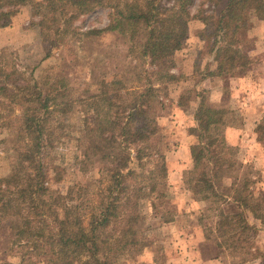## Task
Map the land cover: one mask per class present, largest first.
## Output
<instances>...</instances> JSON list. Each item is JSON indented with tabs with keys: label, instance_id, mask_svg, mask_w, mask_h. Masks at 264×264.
<instances>
[{
	"label": "trees",
	"instance_id": "1",
	"mask_svg": "<svg viewBox=\"0 0 264 264\" xmlns=\"http://www.w3.org/2000/svg\"><path fill=\"white\" fill-rule=\"evenodd\" d=\"M26 1L0 0V28L9 25ZM56 1L41 0L39 11L53 13L64 26H70L71 17H61ZM197 1L196 14L191 15ZM222 1L92 0L93 8L112 9L123 20L118 32L128 42L125 71L110 76L106 93H88L94 81L79 82L83 98L70 102L65 97L68 81L61 80L39 107H30L24 93L28 80L0 69V84L8 90L0 97V130H6L13 152V171L7 186H0V200L18 202L13 217L19 264H124L135 252L145 231L140 203L153 195L164 197L167 186L165 155L152 107L160 92L176 81L171 61L164 57L149 61L147 46L172 43L171 50H179L186 38V23L196 19L206 28L199 38L209 46L207 52L216 64L206 77L245 74L253 65L242 49L248 28L245 12L252 10L264 20V0H227L213 26L215 9ZM205 96L204 91L195 95L198 114L213 110ZM75 104L93 116L81 126L75 158L78 172L85 176L100 155L106 164L95 182L81 185L79 200L59 214L51 207L50 189L63 180V173L49 164L55 154L51 138L69 130L67 110ZM214 116L201 115L188 130L193 165L187 177L197 200L222 203L213 180L223 176L219 175L222 170L235 166L238 149L226 144L223 126ZM114 151L133 152V158L141 163L134 169L122 165ZM148 165H153L152 169ZM246 190L243 183L237 194ZM232 199L264 224L262 204L250 205L241 195ZM217 217L225 249L241 252L252 248L254 226L243 213L224 215L218 210Z\"/></svg>",
	"mask_w": 264,
	"mask_h": 264
},
{
	"label": "rangeland",
	"instance_id": "2",
	"mask_svg": "<svg viewBox=\"0 0 264 264\" xmlns=\"http://www.w3.org/2000/svg\"><path fill=\"white\" fill-rule=\"evenodd\" d=\"M40 1L41 0H28L21 4L18 13L11 19L7 27L15 23V28L11 34V41L14 44V49L9 50V63L5 66L0 63V69L5 70L11 77L22 75L23 79L28 80L24 93L29 97L28 105L30 107H39L43 99L54 91L56 83L61 80L68 81L70 89L66 92L65 97L66 100L70 102L78 101L83 98L81 92L83 86H80L79 82L90 81L93 83L94 81L95 84H91L88 87V93H96L97 91L99 93H106L108 91L110 76L114 74H123L128 60L127 38L118 32V27L123 26V20L112 9L100 7L93 8L92 0H57L56 7L61 17L63 19L71 17L69 22L70 26L67 27L64 26L62 20L57 19L53 13H41L37 5ZM226 3L227 0H223L215 9L213 26L216 24L219 12L225 7ZM199 4L200 2L197 1L193 8H191V15L196 14ZM245 15L248 21V28L243 34L242 49L246 56L253 61L250 70L257 71V74L261 75L263 70L261 68L262 66L259 64L264 61V55L254 58L247 55V51L253 47V43L256 40V37L249 36L248 31L255 28V23L257 21L264 20L258 19L255 12L252 10H247ZM199 24L203 27L200 30L198 27ZM109 27L115 29L109 30ZM205 29V26L200 21L191 18L186 23V38L181 43L179 50L172 51V43L150 44L147 46L148 60L157 62L160 58L164 57L163 59L171 61V64L174 65V68L170 71L176 76V81L167 85L165 90L160 92L162 94L152 107V111L156 116L159 126L161 149L164 155L165 151L174 150L175 145H172L170 137L176 134L179 135L180 133V136L182 134L188 139L190 153L191 138L188 130L195 127L197 119L200 118L201 115L206 114L210 116L215 115V119L220 121L223 126L225 137V126L222 122V115L227 114V111H233L232 109L235 110L233 111L235 114H238L236 111H238L239 106H242L243 103L251 104L252 109L255 108L254 113L249 112V114H246L245 111H242L240 115L244 119H249L257 123L258 130L254 131V134L258 132L257 137H255L264 148V112H261L264 108L262 107L259 114L255 115L256 110L264 101V90L260 89L258 93H231L229 88L224 86L223 102L218 104L215 102L218 97L213 94L211 88H207V84L203 86L201 80L208 78L206 77L208 73L206 67L209 64V59L212 57L207 52V48H209L207 43L201 41L199 38V35L203 33ZM89 31H92L93 34L86 35ZM107 32L114 33L112 44L117 46L111 50L112 52L104 55L103 50L98 52L97 49L99 45L109 44L112 41V36L103 37V34ZM25 41L27 42L25 43ZM113 60V64L116 66V69L118 68L117 70H119V72H108L105 66H103L102 70L101 68L98 70L101 73L98 77H90L88 80L79 78L81 74L85 76L84 69L91 67V70L95 71L97 70V66H101V64H108L109 66L110 64L108 61L112 62ZM41 64L46 66L43 71L38 69ZM58 70L59 73H57ZM190 73L191 75L187 77L186 75ZM219 80H221V78H211L210 85L213 87L219 86ZM186 81H188L189 84L184 88L185 90L180 88L183 90V93H175L180 82H182L181 84L183 85ZM223 85H225V83H223ZM7 91L8 90L0 84V97H3ZM200 91L206 93V104L213 109L212 112H202V114L200 112L198 114V102L195 99V95ZM38 93L43 95L41 101V95ZM73 107H79L81 109L80 106L75 104L67 110L69 130L66 133L57 134L51 138L52 142L55 144V154L51 156L49 164H51L52 168L63 173V180L60 183L52 184L50 189L51 207L59 214H62L63 210L70 208L79 200L81 185L86 182H95L106 164L105 158L100 155L93 159L92 169L85 176L80 175L78 172L75 158L79 155L81 126L83 122L90 121L92 118L80 122V124H78L79 127H77L78 132H72L73 125H71L68 112ZM243 107L244 105L242 108ZM81 110L84 111L83 109ZM177 125L181 126L180 130L176 129ZM0 131H3L6 135V144L10 151L11 158L10 163H5L9 167V175L6 178H0V186L6 187L9 176L13 171V152L6 130L1 129ZM248 133L251 132L247 131V134ZM247 141H249V139H247ZM252 146H243L241 149L233 147L238 149L235 154V166L232 169L228 170L226 168L219 172V175L223 176L215 178L213 180V185L217 189L216 191L219 190L220 194H227V196H231V198L239 195L246 196L248 199L247 202L250 205H263L261 195L257 193L253 185L255 165L245 163V157H249V152L254 150H250ZM112 154L122 165H127L133 169L138 168L141 163L140 160L133 158L134 154L130 151L125 153L114 151ZM152 167L153 165H148V169H152ZM189 171L183 174V178H181L180 183L176 186L180 185L181 188L191 187L187 177ZM223 181H227L225 185ZM243 183L247 184V190L237 194L238 190L242 189ZM176 186L171 187V185L167 183L164 197L156 198V196L153 195L141 201V211L145 218V231L141 235L137 249L126 258L124 264L135 263V259L138 256L137 252L144 243V233L150 228H155L156 225L161 224L165 220L163 217L161 218V213L165 209V203H167L169 197H172L173 191L171 189H177ZM197 197L194 191L192 199H198ZM217 203L220 204V202ZM17 205V201L0 200V227L9 229V225L12 224L13 226L11 247L9 248L7 244L4 243L1 244L2 248H5L7 251H3L4 255L0 258V264H13L9 261L10 258H15L17 264L20 262V258L14 248L16 221L13 217V211ZM151 207L154 213L152 218L148 220L147 217L150 216ZM2 239H4V237H2ZM251 249L241 251L240 253L249 252L250 258H255L260 261V264H264V254L258 251H251ZM37 264L49 263L40 262Z\"/></svg>",
	"mask_w": 264,
	"mask_h": 264
},
{
	"label": "crops",
	"instance_id": "3",
	"mask_svg": "<svg viewBox=\"0 0 264 264\" xmlns=\"http://www.w3.org/2000/svg\"><path fill=\"white\" fill-rule=\"evenodd\" d=\"M14 24L10 27L0 29V63L3 66L9 63V50L14 49V44L11 41V34L15 28ZM198 27L199 30L203 28L200 24ZM248 34L249 36L256 37V40L253 43V47L247 51V55L253 58L264 55V21H257L255 28L251 31L249 30ZM104 36H112V41L109 44H101L98 46L97 51L100 52L103 50L105 55L106 53L112 52L111 50L117 45L112 44L114 33L107 32L103 34ZM209 60L206 69L208 72H212L215 70L216 64L213 57ZM108 62L110 64L109 66L108 64H101V66H97V70L95 71L91 70V67L84 69L85 76L81 74L79 78L83 80H88L90 77L96 78L101 74L98 70L100 68L102 70L103 66H105L108 72H119L117 70L118 68L116 69V66L113 64L114 60ZM259 65L262 66L261 68L263 70L261 75L257 74V71L249 70L240 76L221 78L218 81L220 85L216 87L210 85L211 78H204L201 81L203 82V86L207 84L206 87L211 88L213 94L218 97L215 102L219 104L223 102L224 86L228 87L231 93H258L260 89L264 90V61ZM45 67L41 64L38 69L43 71ZM57 73H59V70ZM190 75L191 73L186 76L188 77ZM181 83L175 93H183L184 88L189 84L188 81L184 82L185 84L183 85ZM40 95L41 101L43 95ZM243 105L244 107L242 108ZM243 105L239 106L238 111H236L239 115L233 112L235 111L234 109L222 115V122L225 126V140L229 146L240 149L243 146L251 147L253 145L250 150H254L249 152V157H245V163L255 165L253 185L257 193L261 195L264 206V148L256 138L258 132L254 134V131L258 130L257 123L249 119H244L240 115L242 111H245L246 114H249V112L254 113L255 108L252 109L251 104L243 103ZM262 107L264 108V101L256 110L255 115L259 114ZM261 112H264V110ZM68 114L71 125H73L72 132H78L77 127H79L78 124L80 122L93 118L90 112L82 111L79 107L71 108ZM180 128L181 126L177 125L176 129L180 130ZM247 131L251 133L247 134ZM5 136V133L0 131V178L2 179L9 175V167L5 163H10L11 161ZM170 139L172 140V145H175V148L172 151H165V165L167 168V183L171 187H175L180 183L183 174L189 171L193 164L189 153L188 139L182 134L180 136V133L179 135H172ZM226 182L223 181V184L225 185ZM176 187L177 189H171L173 194L172 197H169L167 203H165L166 205L163 204L165 205V209L161 213V218L163 217L165 220L161 224L156 225L155 228H150L144 233V243L137 252L138 256L134 264H260V261L257 259L249 257V252H234L226 250L223 247L221 242L223 235L217 213L218 210L224 215L243 213L247 223L254 226L256 233L251 251H258L262 254H264V224L255 219L249 212L244 211L231 196L220 194L219 190L217 191L219 198L223 199V202L220 204L215 203L213 200L201 201L192 199L194 195V188L192 186L181 188L178 185ZM153 213V208L151 207L150 216L147 217L148 220L152 218ZM2 228L0 227V258L3 257V251L6 250L2 248L1 244H7L10 248L13 239L12 224L9 225V229ZM9 261L17 264L15 258H10Z\"/></svg>",
	"mask_w": 264,
	"mask_h": 264
}]
</instances>
